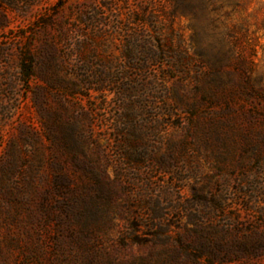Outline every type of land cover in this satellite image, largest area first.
I'll return each mask as SVG.
<instances>
[{
	"label": "rangeland",
	"instance_id": "1",
	"mask_svg": "<svg viewBox=\"0 0 264 264\" xmlns=\"http://www.w3.org/2000/svg\"><path fill=\"white\" fill-rule=\"evenodd\" d=\"M237 1L0 0V264H264V0Z\"/></svg>",
	"mask_w": 264,
	"mask_h": 264
},
{
	"label": "trees",
	"instance_id": "2",
	"mask_svg": "<svg viewBox=\"0 0 264 264\" xmlns=\"http://www.w3.org/2000/svg\"><path fill=\"white\" fill-rule=\"evenodd\" d=\"M250 1L251 0H238L236 3H233L231 5H232V8L233 7L236 8V9L237 8H240V9H243L244 11H246L247 10L246 8H247V6H248V4H249ZM261 11H263L262 12V15H263V18H264V7H263V9H260V10H258L256 12H254V13H257V12L260 13ZM233 30L234 29L229 30V33L232 32ZM22 71L27 72L28 76H31L32 75L29 67H26L25 65H22Z\"/></svg>",
	"mask_w": 264,
	"mask_h": 264
}]
</instances>
